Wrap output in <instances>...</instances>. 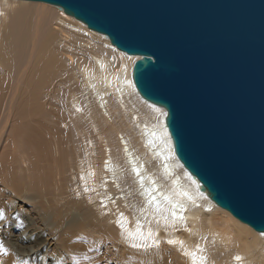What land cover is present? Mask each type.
I'll use <instances>...</instances> for the list:
<instances>
[{
  "label": "bare ground",
  "instance_id": "6f19581e",
  "mask_svg": "<svg viewBox=\"0 0 264 264\" xmlns=\"http://www.w3.org/2000/svg\"><path fill=\"white\" fill-rule=\"evenodd\" d=\"M139 57L58 6L0 0V174L25 203L0 207V264H193L186 252L264 264V232L217 205L176 156L166 109L136 89ZM13 146L19 171L44 187H14ZM53 156L77 168L49 197ZM42 201L59 217L47 229Z\"/></svg>",
  "mask_w": 264,
  "mask_h": 264
},
{
  "label": "water",
  "instance_id": "95a60500",
  "mask_svg": "<svg viewBox=\"0 0 264 264\" xmlns=\"http://www.w3.org/2000/svg\"><path fill=\"white\" fill-rule=\"evenodd\" d=\"M43 1L139 55L175 154L219 206L264 232V0Z\"/></svg>",
  "mask_w": 264,
  "mask_h": 264
},
{
  "label": "rangeland",
  "instance_id": "374dc122",
  "mask_svg": "<svg viewBox=\"0 0 264 264\" xmlns=\"http://www.w3.org/2000/svg\"><path fill=\"white\" fill-rule=\"evenodd\" d=\"M50 4V3H49ZM53 5V4H51ZM55 6V5H54ZM57 7V6H56ZM70 84H72V82H70ZM12 155L14 156L15 158V162H14V172H16V174L19 173V176L20 177H17V175H15V177L18 179V181L20 182H17L18 185H14V187L16 188H19L21 185L25 184V183H31L36 185L34 182H33V179L31 178V176H28L27 173L30 172L29 171H26V172H20L19 171V168H18V163H17V156H16V149H15V146H13L12 148ZM58 156V155H57ZM49 163L52 165V168H51V174H53V177H52V180L49 182V185H48V193L46 195H48L49 197H52L55 193H58L59 192H63V188H62V185L63 184H66L65 180H64V176H65V173L67 172L65 169L67 168V166L69 165V162L67 163V166L66 168H64L63 166H60L58 165L59 163L61 164L62 163V160L60 159H57L55 158L54 156L51 158V160L49 161ZM61 168V169H60ZM77 168V165L76 164H73L72 165V168L71 166L69 167V171L67 172L66 175H69V174H72L73 173V170H75ZM47 171L50 172V165L48 166L47 168ZM21 173V174H20ZM47 176L44 174L43 178ZM29 177V178H28ZM33 177V176H32ZM73 177V176H72ZM20 178V179H19ZM30 179V180H29ZM34 180L36 181H39L37 178H34ZM6 178L4 177L3 174H0V207L3 203L4 200L6 199H11L10 196H15L14 199L17 200V204L19 207H24V202H22L20 200V198L18 197L17 194L15 195H11L12 193H15L17 190H15L14 188L12 189L10 187V185H8V183L6 182ZM17 181V180H16ZM26 181V182H25ZM36 186L38 187H44L45 186V183H40V184H37ZM29 187V186H28ZM32 189V186L29 187ZM70 190V188H69ZM48 197V198H49ZM51 199V198H50ZM60 199V198H59ZM53 200V199H51ZM28 204L26 206H29V202H27ZM46 202L45 201H42L41 203H38L36 204V209H34V213H35V216L38 218V220H40V222L43 224V228L44 229H47V224L51 221L54 220H58L59 217L56 215V212L54 215H48L46 213L47 211V206H45ZM54 204V203H53ZM31 206H33L31 203H30ZM27 212V211H26ZM45 221V222H44ZM66 237H70V234H67L64 236V238ZM3 259H1L2 261Z\"/></svg>",
  "mask_w": 264,
  "mask_h": 264
},
{
  "label": "snow or ice",
  "instance_id": "6c2138e0",
  "mask_svg": "<svg viewBox=\"0 0 264 264\" xmlns=\"http://www.w3.org/2000/svg\"><path fill=\"white\" fill-rule=\"evenodd\" d=\"M148 191H149V203H152V202H154L155 197L150 195L151 190H148ZM165 199H168V197L166 196ZM157 207H158V205H157ZM173 215L174 216L176 215L175 212H173ZM121 218L123 219V213H121ZM181 219H183V218L181 217ZM121 227H123V223H121ZM137 234L142 235V233H139V229L137 230V233H129L128 235L131 237H134ZM169 243H176V241H169ZM179 243L183 246V241H180ZM133 247H139V245L133 244ZM0 251H5V252L7 251L6 249H4L2 244H0ZM185 254L191 255L193 257V264H204L205 257H203V256L196 257L193 253H188V252H186ZM239 259H240V257H237V260H239Z\"/></svg>",
  "mask_w": 264,
  "mask_h": 264
}]
</instances>
